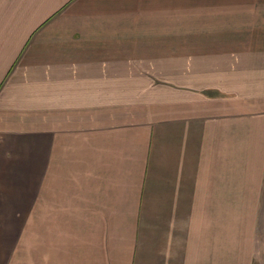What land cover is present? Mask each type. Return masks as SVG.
Masks as SVG:
<instances>
[{
    "label": "crops",
    "instance_id": "1",
    "mask_svg": "<svg viewBox=\"0 0 264 264\" xmlns=\"http://www.w3.org/2000/svg\"><path fill=\"white\" fill-rule=\"evenodd\" d=\"M0 264H264V0H0Z\"/></svg>",
    "mask_w": 264,
    "mask_h": 264
}]
</instances>
